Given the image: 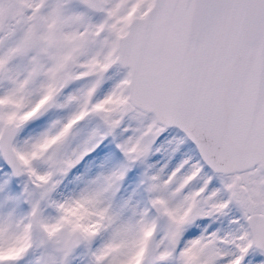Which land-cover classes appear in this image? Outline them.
I'll list each match as a JSON object with an SVG mask.
<instances>
[{
    "label": "snow or ice",
    "instance_id": "6c2138e0",
    "mask_svg": "<svg viewBox=\"0 0 264 264\" xmlns=\"http://www.w3.org/2000/svg\"><path fill=\"white\" fill-rule=\"evenodd\" d=\"M0 264H264V0H0Z\"/></svg>",
    "mask_w": 264,
    "mask_h": 264
}]
</instances>
